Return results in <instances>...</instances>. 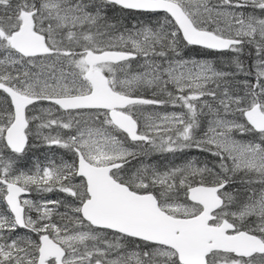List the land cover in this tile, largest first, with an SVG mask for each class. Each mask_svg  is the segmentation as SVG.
Returning <instances> with one entry per match:
<instances>
[{
  "label": "snow or ice",
  "instance_id": "obj_1",
  "mask_svg": "<svg viewBox=\"0 0 264 264\" xmlns=\"http://www.w3.org/2000/svg\"><path fill=\"white\" fill-rule=\"evenodd\" d=\"M113 8L157 20L122 31ZM30 135L74 159L20 169ZM192 149L216 162L129 167ZM33 188L71 201L22 199ZM0 203V264H264V0H0Z\"/></svg>",
  "mask_w": 264,
  "mask_h": 264
},
{
  "label": "rangeland",
  "instance_id": "obj_2",
  "mask_svg": "<svg viewBox=\"0 0 264 264\" xmlns=\"http://www.w3.org/2000/svg\"><path fill=\"white\" fill-rule=\"evenodd\" d=\"M213 2H215V0H213ZM248 11H251V9H248ZM126 15H127L126 18L125 17L123 18L120 15L114 16V18H117L119 20L120 25L123 26L121 28L122 31L124 29H131L134 24H147L150 21L154 23L157 20V16H155V15L140 14L139 12H136V11H129ZM162 15L163 14L161 13V16ZM140 17H143V18H140ZM189 51H191V49L185 50V55H184L185 59L208 60L209 62H212L214 64V66L216 67L217 70H221V71H233L234 70L233 68L224 69V68L219 67L214 61L215 60L214 56L208 57L207 53H204V54L200 53L199 55H197V52L193 51V52L189 53ZM133 67H135V65H133ZM38 107H40V106H38ZM42 107L47 108L48 107L47 103H45ZM173 111L179 112L180 109L179 108H172V107H167V108H163V107L157 108L156 107L155 108V107L149 106L143 110V115L147 116L151 113L163 114L164 112L170 113ZM205 113H206V115L201 117V129H200L198 135H202L203 132L207 130V128L209 126L208 121L210 119H212L211 115H207V109H205ZM35 114L39 115L40 113L36 112ZM58 117H59V114L54 112L53 118H58ZM228 118L231 119L233 117L229 116ZM37 123H39V121H37ZM32 128H33V131H35L36 124H33ZM57 133H59L61 136H66V135L72 134V133L68 132L67 130H61L58 128H54L53 130H44L43 135H48V134L56 135ZM233 135H234L235 139L243 141V142L253 141V140L258 142V140H259V137L255 136L253 134L242 135L239 132H234ZM30 137L33 140V142L28 144L29 146L26 148V151L23 154L21 161L19 162L21 164V167H24V166H26V167L20 168V164H18V167L20 169H23L25 171H34L35 167L37 165H39L40 167H45V166H49L53 162L56 165H59L62 162L70 163L74 159L72 152H70L69 150L63 149V148H60L57 146L48 147V146H46V143L42 139L37 138L35 135H30ZM119 138L121 140H125L124 135H120ZM126 144L128 146H131L130 141H126ZM9 154H10L9 150H7V149L3 150V155L5 156V158H7L9 156ZM159 154H163V153H159ZM151 155H153V154H151ZM147 158H151V157L149 156ZM163 159L164 158H162V160ZM149 160H150L149 164L147 163V159H143L142 161L137 162L136 163L137 167H139L141 164L157 166V167L164 165L161 170H165V169H168L171 167L182 166V165L186 164L188 161H194L199 166H203L205 164L203 160H202L203 162H200L199 158L194 157V156H188L186 158V160H183L180 162H175L174 160H171V159H168L165 161L164 160L163 161H156V159H149ZM25 164H27V165H25ZM211 166L209 165V167H211ZM237 179H239V177H237ZM236 187H239V185H236ZM253 187L259 188L260 186L259 185H253ZM22 199H30V200L36 201L37 203H41L43 201H57V200L64 201V202H70L71 201L70 197H68L66 194L60 192L59 190H53L52 192H38L34 188L31 190V193L29 195L23 196ZM0 205H1V203H0ZM65 211H66V209L63 205H61L58 209L59 213H64ZM31 215L33 216V218L36 217L37 214H36L35 210H33L31 212ZM54 221L57 223H63V221H61L59 215L54 216ZM16 235H20V236L32 235L33 238H35L34 234L29 233L27 230H25L23 232H16Z\"/></svg>",
  "mask_w": 264,
  "mask_h": 264
},
{
  "label": "trees",
  "instance_id": "obj_3",
  "mask_svg": "<svg viewBox=\"0 0 264 264\" xmlns=\"http://www.w3.org/2000/svg\"><path fill=\"white\" fill-rule=\"evenodd\" d=\"M127 13L128 12H121L118 8H113L111 11H109L108 14H109L110 17H114L115 15H120L123 18L124 17L126 18V16H127L126 14ZM140 18H143V17H140ZM190 49H191V51H189V53L195 51V52H197L198 55L200 53H203L204 54V52H206L207 54H211L215 58V60H214L215 63L219 67H221V68H224V69H231V68H233V67L229 66L228 63H227L228 60H229V58H230V56H231L230 53L221 54L219 52H210L209 50H205L203 48H198V47H194V46L191 47ZM249 52H252V55L251 56L248 55ZM255 59H256V57H255V53H254L253 49L252 48H245L244 55L241 57V60L243 61L244 65H245V68L247 70L252 71L253 77H254V72H255V70L253 68V64H254ZM253 77H248V78L249 79H252ZM244 78L245 77H243V76L238 77V79H244ZM144 94L145 95H148V96L151 95L150 92L144 93ZM32 142H33V140L31 139V137H29V143L28 144H30ZM145 153H140L139 157L137 159H134L132 161V163L129 165V167L130 168H136L137 167V164L136 163L142 161L143 159H147V163L148 164L150 163V160L149 159H156V161H163V160L165 161V160L171 159V160H174L175 162H180V161L186 160V158L188 156L198 157L199 160H200V162H203L204 161V163H207L208 166L209 165L211 166L213 163L216 162V158L213 157V156H211L209 153H207V152H201V151H198L196 149H192L190 151H186V152H183V153H175V154H172V153L159 154L157 152H152V151H149V150H145ZM151 154H153V155H151ZM148 155L151 158H147V157H149ZM162 158H164V159L162 160ZM25 165H27V164H25ZM163 166L164 165H162L160 167H157V166H153V167L159 168L161 170ZM24 167H26V166H24ZM24 167H21V164H20V168H24ZM0 209H1L0 211H6L5 205L3 203H1ZM23 231H25V229H18L17 230V232H23Z\"/></svg>",
  "mask_w": 264,
  "mask_h": 264
},
{
  "label": "water",
  "instance_id": "obj_4",
  "mask_svg": "<svg viewBox=\"0 0 264 264\" xmlns=\"http://www.w3.org/2000/svg\"><path fill=\"white\" fill-rule=\"evenodd\" d=\"M28 194V193H27ZM27 194H23V195H27Z\"/></svg>",
  "mask_w": 264,
  "mask_h": 264
}]
</instances>
